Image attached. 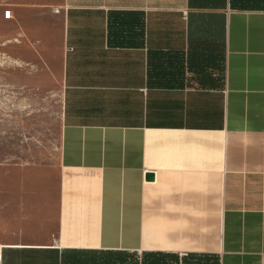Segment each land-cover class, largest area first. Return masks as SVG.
<instances>
[{"label":"crops","instance_id":"obj_1","mask_svg":"<svg viewBox=\"0 0 264 264\" xmlns=\"http://www.w3.org/2000/svg\"><path fill=\"white\" fill-rule=\"evenodd\" d=\"M9 20L63 89L57 161L0 168V264H264V0Z\"/></svg>","mask_w":264,"mask_h":264},{"label":"rangeland","instance_id":"obj_2","mask_svg":"<svg viewBox=\"0 0 264 264\" xmlns=\"http://www.w3.org/2000/svg\"><path fill=\"white\" fill-rule=\"evenodd\" d=\"M38 1L0 0V168L49 166L58 157L63 89L59 66L56 62L46 70L30 50L10 48L15 27L9 20L10 3Z\"/></svg>","mask_w":264,"mask_h":264},{"label":"water","instance_id":"obj_3","mask_svg":"<svg viewBox=\"0 0 264 264\" xmlns=\"http://www.w3.org/2000/svg\"><path fill=\"white\" fill-rule=\"evenodd\" d=\"M147 178H148V179L153 178V174H152V173L147 174Z\"/></svg>","mask_w":264,"mask_h":264}]
</instances>
